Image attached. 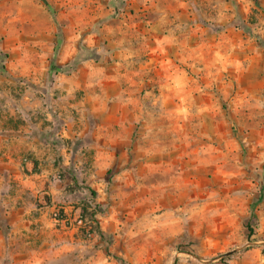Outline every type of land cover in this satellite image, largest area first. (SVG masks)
I'll return each instance as SVG.
<instances>
[{"label":"rangeland","instance_id":"rangeland-1","mask_svg":"<svg viewBox=\"0 0 264 264\" xmlns=\"http://www.w3.org/2000/svg\"><path fill=\"white\" fill-rule=\"evenodd\" d=\"M47 2L53 15L41 0H0V136L71 150L79 185L55 202L96 215L41 220L31 207L11 223L9 209L35 199L0 173V264H264V0ZM84 70L93 82L80 77L86 91L69 101L118 77L129 109L80 105L76 138L56 139L57 77ZM109 123L121 142L103 137ZM109 149L123 165L96 171Z\"/></svg>","mask_w":264,"mask_h":264},{"label":"crops","instance_id":"crops-1","mask_svg":"<svg viewBox=\"0 0 264 264\" xmlns=\"http://www.w3.org/2000/svg\"><path fill=\"white\" fill-rule=\"evenodd\" d=\"M199 64L205 66V58L202 57ZM78 72L69 76L59 75L57 77L58 89L62 95V99H64L62 100V111L60 112L59 116H63L62 120L65 122V128L56 139L59 138L60 140L63 139L65 141L76 138V135H78V125L80 124V118L75 120L72 119L71 110L79 108L80 105L91 103L92 101V106L96 108L95 105L97 103L107 104L111 102V106L129 109V97L132 91H127L128 98H126L127 93L118 84V77H116L115 80L113 78L111 81V83H114V91L109 92L106 88H99L100 90L97 92L95 89L90 90V88H88V94L86 92L84 98L82 99L84 100L83 104L80 101H69V97L74 98L75 95L81 91V89L86 91L79 84L80 77L86 78L85 82L88 83V85H91L93 82L91 77L93 74H91V72L86 70L82 72L80 71L81 74H78ZM105 83H108L107 80H105ZM138 108L139 104L137 103L136 109ZM118 120L119 121L115 124L123 127L125 123L124 120H122V118H119ZM105 125L110 127H106V133L103 137L108 138V141L110 142H121L122 136L119 135L118 137L116 134L115 136L112 134V124L109 123ZM66 147L68 146L66 145ZM124 153L125 152L123 151L118 152L114 149L105 150L101 156L110 157L113 161L105 164L98 162L93 167H96V171L101 172L105 169H112L122 166V162L116 164L114 160L116 161L119 160V158H122ZM70 156L71 150L68 148L65 149L61 146L57 147L47 143L45 140H42V138L39 139L27 136H0V173H7L12 179L29 190L35 199L34 203L30 204L29 208L25 204H22L18 207L9 209L7 212V218L9 222L12 223V220L16 219L19 224H23L25 218L33 208V210H36L40 213L39 219L41 220L45 219L47 216H51V214L55 216L58 210H62L67 216H70V213L73 209V216L78 217L80 212L79 206L69 207V205L64 201L59 202L61 203L60 205L58 202H55L59 200L60 194L62 199H64L66 196V193L63 192L64 183H67L68 185H71V183L72 185H79L78 179L76 177L73 178L71 174V172L75 170H71L70 165L72 164V167L75 168L76 163L75 161L70 162ZM78 165H80V162ZM74 180L76 182H74ZM45 196L50 197L51 201L49 204L45 203ZM37 203L38 205H35ZM68 211L69 214H67ZM62 219L63 218H60V220Z\"/></svg>","mask_w":264,"mask_h":264},{"label":"trees","instance_id":"trees-1","mask_svg":"<svg viewBox=\"0 0 264 264\" xmlns=\"http://www.w3.org/2000/svg\"><path fill=\"white\" fill-rule=\"evenodd\" d=\"M42 1V3L45 5V6H47L49 9H50V11H51V13H52V15H53V11H52V9L50 8V6H49V4H48V2H47V0H41ZM59 44H60V41H58L57 43H56V46H55V50H54V57L56 56V53H57V51H58V49H59ZM59 68H57V67H55V66H51L50 67V71L48 72L49 73V75L50 76H52V75H54L55 74V71H57ZM74 182H76L75 180H74ZM89 193H90V197L91 198H93V197H95V193L92 191V190H90L89 188H87L86 189ZM261 200V198H259L258 199V201H260ZM88 207V206H87ZM87 207H82V208H80V212H79V215H78V217H77V219L79 220V221H81V223H91V222H93V220L95 219V215H96V213L95 212H88V208ZM253 209H254V207L252 206L251 207V217L252 218H255V215H254V212H253ZM94 223V222H93ZM89 225V224H88ZM92 228V226H88V229H91ZM89 231V230H88ZM87 231V232H88ZM250 232H251V230H249Z\"/></svg>","mask_w":264,"mask_h":264},{"label":"built area","instance_id":"built-area-1","mask_svg":"<svg viewBox=\"0 0 264 264\" xmlns=\"http://www.w3.org/2000/svg\"><path fill=\"white\" fill-rule=\"evenodd\" d=\"M60 221H64V220H60ZM77 221H78L79 223H81V221H79L78 219H77Z\"/></svg>","mask_w":264,"mask_h":264}]
</instances>
